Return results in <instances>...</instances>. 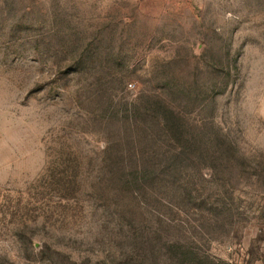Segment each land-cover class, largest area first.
I'll return each mask as SVG.
<instances>
[{"label":"rangeland","instance_id":"obj_1","mask_svg":"<svg viewBox=\"0 0 264 264\" xmlns=\"http://www.w3.org/2000/svg\"><path fill=\"white\" fill-rule=\"evenodd\" d=\"M0 264H264V0H0Z\"/></svg>","mask_w":264,"mask_h":264}]
</instances>
